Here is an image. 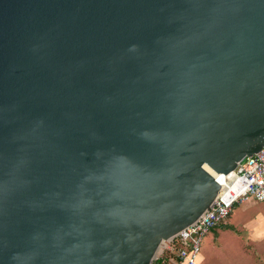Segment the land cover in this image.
<instances>
[{"label": "water", "instance_id": "1", "mask_svg": "<svg viewBox=\"0 0 264 264\" xmlns=\"http://www.w3.org/2000/svg\"><path fill=\"white\" fill-rule=\"evenodd\" d=\"M264 146V0H0V264H150Z\"/></svg>", "mask_w": 264, "mask_h": 264}, {"label": "built area", "instance_id": "2", "mask_svg": "<svg viewBox=\"0 0 264 264\" xmlns=\"http://www.w3.org/2000/svg\"><path fill=\"white\" fill-rule=\"evenodd\" d=\"M222 177L212 203L175 237L163 242L150 264H197L203 236L225 220L234 203L247 198L264 200V146Z\"/></svg>", "mask_w": 264, "mask_h": 264}, {"label": "rangeland", "instance_id": "3", "mask_svg": "<svg viewBox=\"0 0 264 264\" xmlns=\"http://www.w3.org/2000/svg\"><path fill=\"white\" fill-rule=\"evenodd\" d=\"M253 202L254 201L252 200H245L238 202V204L236 203V205L234 204L235 208L233 206L235 210L233 211L231 219H235V217H237L238 215L239 217H244V219L240 220V222L237 223L238 229L240 230L239 232H237L239 237L236 235L235 230L226 225L224 227L219 225L213 230L210 229L203 236L200 242L199 250L202 254L207 252V255L210 257V259L208 260L211 264H263V262L261 263L259 261L252 260L254 256H258V252H256V246L252 245L250 241H248L247 244L244 245V242L248 240V238H242V235L249 232V227L246 224L244 225V222L247 221V218H249L248 216H250V212H248V210L251 211L254 204L258 205V202ZM228 217L229 216H227L224 221L227 222L229 220ZM231 221L234 222L235 220ZM218 228H224V232L222 231V233H220V235H222V238L221 240L217 241L213 238L215 236L214 230H217ZM211 242L214 244L212 246L215 247V250H213L211 246L209 248L205 247L206 243L211 245Z\"/></svg>", "mask_w": 264, "mask_h": 264}, {"label": "crops", "instance_id": "4", "mask_svg": "<svg viewBox=\"0 0 264 264\" xmlns=\"http://www.w3.org/2000/svg\"><path fill=\"white\" fill-rule=\"evenodd\" d=\"M245 200H247V201L252 200V201H254L253 203L258 202L257 203L258 205L254 204L252 210L251 211L248 210V212H250V216H248L249 218H247L245 216L247 218V221L244 222V225L246 224L249 227V229H248L249 232L242 235V238H244V237H245V239L248 238V240H246L244 242L245 243L244 245H246L248 241H250L252 243V245H255L256 246V252H258V256H256V257L254 256L252 258V260L253 261H259L261 263L263 262V264H264V200H255L253 198H247ZM245 200H242V201H245ZM239 202H241V201H239ZM236 203L238 204V202H236ZM236 203H234V204L236 205ZM233 206H232L229 214L227 215V216H229L228 217L229 220L227 222L226 221L220 222L215 227H213L211 230L215 229L219 225L222 227H224L226 225V226H229L231 229L235 230L236 235L239 237L237 232H239L240 230L238 229L237 223L240 222V220L244 219V217L243 216L239 217V215H238L237 217H235V219H231L233 211L235 210L234 209L235 206H234V208H233ZM231 220H235V221L232 222ZM222 231L224 232V228H218L217 230H214L215 236L213 239L217 240V241L221 240L222 235H220V233H222ZM209 242H210V238H209ZM212 245H214V244L212 243L211 245H209L206 243L205 247L209 248L211 246L212 249L215 250V247H213ZM208 257L209 256L207 255V252L202 254V253H200V250H199L197 257H196L197 264H211L210 261L208 260V259H210V257L209 258ZM172 259L174 260L173 257H172Z\"/></svg>", "mask_w": 264, "mask_h": 264}]
</instances>
